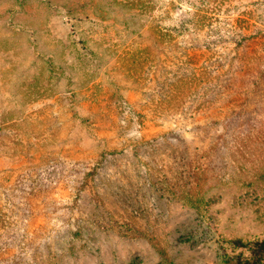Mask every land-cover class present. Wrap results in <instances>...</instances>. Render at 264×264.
<instances>
[{"label":"rangeland","instance_id":"1","mask_svg":"<svg viewBox=\"0 0 264 264\" xmlns=\"http://www.w3.org/2000/svg\"><path fill=\"white\" fill-rule=\"evenodd\" d=\"M264 257V0H0V264Z\"/></svg>","mask_w":264,"mask_h":264},{"label":"trees","instance_id":"2","mask_svg":"<svg viewBox=\"0 0 264 264\" xmlns=\"http://www.w3.org/2000/svg\"><path fill=\"white\" fill-rule=\"evenodd\" d=\"M261 252L262 251H259L257 253V258H255L252 262H250V260H249V262H247L245 264H264V257H263V255H261Z\"/></svg>","mask_w":264,"mask_h":264}]
</instances>
